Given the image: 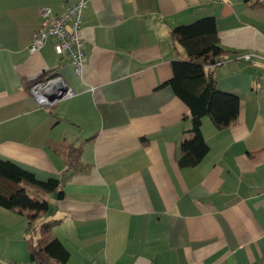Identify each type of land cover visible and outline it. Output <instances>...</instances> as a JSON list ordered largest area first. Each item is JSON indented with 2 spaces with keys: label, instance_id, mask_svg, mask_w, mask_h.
<instances>
[{
  "label": "crops",
  "instance_id": "crops-1",
  "mask_svg": "<svg viewBox=\"0 0 264 264\" xmlns=\"http://www.w3.org/2000/svg\"><path fill=\"white\" fill-rule=\"evenodd\" d=\"M76 1L0 0V160L63 192L21 184L28 207H0V264L30 263L26 241L51 221L65 264H264V0H84L80 76L52 39L30 52L39 8ZM209 16L226 61L210 72L239 113L221 130L204 117L208 153L182 167L189 111L165 83L185 56L170 33ZM43 74L72 95L40 106Z\"/></svg>",
  "mask_w": 264,
  "mask_h": 264
},
{
  "label": "trees",
  "instance_id": "trees-1",
  "mask_svg": "<svg viewBox=\"0 0 264 264\" xmlns=\"http://www.w3.org/2000/svg\"><path fill=\"white\" fill-rule=\"evenodd\" d=\"M170 37L182 47L185 58L172 61L173 76L165 86L170 87L176 97L187 106L190 118V129L184 133L178 163L182 167H195L209 150L201 132L202 119L208 117L218 130L228 127L238 116L239 100L232 94L218 91L210 72L223 54L217 50V29L213 17H203L190 24L177 26L171 30ZM44 76L40 75L37 79L42 80ZM34 81H31L30 85H33ZM68 149L69 164L75 163L78 157L73 156V153L77 154L79 150L72 147ZM21 184L34 186L44 192H56L58 198L63 197V192L58 190V180L39 182L29 172L11 162L0 160L1 208L13 210L28 207L29 200L22 195ZM43 204L46 206L45 202ZM31 207L38 209L39 204L34 201ZM55 224L56 221L42 224L37 231L38 237L31 236L26 241L31 262H67L68 251L51 234Z\"/></svg>",
  "mask_w": 264,
  "mask_h": 264
},
{
  "label": "built area",
  "instance_id": "built-area-1",
  "mask_svg": "<svg viewBox=\"0 0 264 264\" xmlns=\"http://www.w3.org/2000/svg\"><path fill=\"white\" fill-rule=\"evenodd\" d=\"M84 8V0H77L66 9L64 14L57 16L53 14L49 7L41 6L39 8L41 25L38 31L34 33L30 52H38L49 39H52L55 54L59 57H68L71 60L74 74L80 76L84 63L81 36L82 11ZM252 57L253 55L250 53L242 55L245 62H250ZM225 63L226 61L223 59L217 60L214 67L222 66ZM36 79H34L31 93L40 106L51 107L58 100L72 95L61 78ZM27 264L38 263L30 262Z\"/></svg>",
  "mask_w": 264,
  "mask_h": 264
},
{
  "label": "rangeland",
  "instance_id": "rangeland-1",
  "mask_svg": "<svg viewBox=\"0 0 264 264\" xmlns=\"http://www.w3.org/2000/svg\"><path fill=\"white\" fill-rule=\"evenodd\" d=\"M35 241V240H34Z\"/></svg>",
  "mask_w": 264,
  "mask_h": 264
}]
</instances>
